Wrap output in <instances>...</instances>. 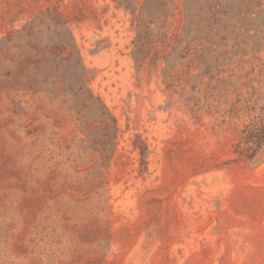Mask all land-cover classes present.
Instances as JSON below:
<instances>
[{
  "label": "rangeland",
  "instance_id": "1",
  "mask_svg": "<svg viewBox=\"0 0 264 264\" xmlns=\"http://www.w3.org/2000/svg\"><path fill=\"white\" fill-rule=\"evenodd\" d=\"M196 1L0 0V264H264V0Z\"/></svg>",
  "mask_w": 264,
  "mask_h": 264
},
{
  "label": "trees",
  "instance_id": "2",
  "mask_svg": "<svg viewBox=\"0 0 264 264\" xmlns=\"http://www.w3.org/2000/svg\"><path fill=\"white\" fill-rule=\"evenodd\" d=\"M154 1L158 0H145V2L141 5V9L147 10V21L153 22L156 17V14L152 12ZM196 3H198V0L196 1ZM197 10L198 11L193 13V11H190L189 9V18L193 19L195 16L201 15V13L199 12L201 11L199 7H197ZM198 21L200 24H204V20L199 19ZM209 27H211V24L203 25L202 31L206 30ZM187 30L191 31L192 29L187 28ZM244 142L246 143V146L243 147L242 150L249 152L252 155L255 154L264 145V115L257 117L247 125Z\"/></svg>",
  "mask_w": 264,
  "mask_h": 264
}]
</instances>
